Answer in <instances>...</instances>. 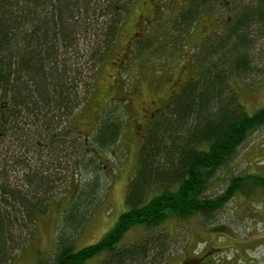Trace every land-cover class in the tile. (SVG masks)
<instances>
[{"label": "trees", "instance_id": "obj_1", "mask_svg": "<svg viewBox=\"0 0 264 264\" xmlns=\"http://www.w3.org/2000/svg\"><path fill=\"white\" fill-rule=\"evenodd\" d=\"M134 2L0 0L2 260L20 243L24 245L23 234L30 225L35 229L51 206L59 157L43 159L48 158L49 149L55 154L60 146L64 148V121L75 117L85 98L79 99L84 66L74 58L81 60L83 52L100 67L119 39ZM217 3L190 0L178 18L182 31H188L202 15L213 13ZM254 28L264 39V0L238 7L235 19L226 23L224 35L205 44L194 60L200 75L151 121L126 196L127 210L114 228L101 241L81 250L75 248L72 238L60 241L65 228L61 229L51 264H89L102 257L101 264H161L169 254L165 249L168 235L152 234L130 247H120L123 238L136 228L153 233L169 223L214 220L236 195L264 190V176L256 174L232 177L220 194L212 195L210 187L250 135L264 126V109L248 115L230 93V75L249 71L247 51L253 45ZM145 46L148 43H142L141 49ZM215 55L218 62L213 60ZM110 104L111 111L100 118L90 136L80 135L72 124V135L84 148L82 168L96 169L99 152L121 139L125 119L117 113L118 104ZM90 141L96 148L87 152ZM12 149L18 155H11ZM86 188L95 196L81 208L93 204L98 181L80 184L70 208L81 200ZM151 251L156 254L149 261Z\"/></svg>", "mask_w": 264, "mask_h": 264}, {"label": "rangeland", "instance_id": "obj_2", "mask_svg": "<svg viewBox=\"0 0 264 264\" xmlns=\"http://www.w3.org/2000/svg\"><path fill=\"white\" fill-rule=\"evenodd\" d=\"M189 1L157 0L160 7L155 16L149 12L151 7L146 5V0H137L129 5L120 37L100 67L83 52L81 60L75 56L73 61L84 66L79 99L85 98L75 117L64 121L67 133L64 148L60 146L55 154L49 149L48 158L43 159L46 162L54 155L59 157L55 165L59 169L54 168L58 176L53 184L51 206L36 228L30 225L23 234L24 245L19 242L20 246L10 251L9 257L3 260L0 257V264H51L61 229L65 228L60 241L72 238L75 248L81 250L101 241L127 210L126 196L138 170L142 141L150 125L142 109L147 107L152 113L155 106L151 102L170 101L193 82L200 75L194 60L203 53L205 44L213 42L217 36L222 37L226 23L235 19L238 7L253 0H218L213 13L202 15L183 32L178 18ZM148 12L152 21L144 23L141 14ZM252 31L255 34L250 36L253 45L247 51L249 71L230 75L229 80L230 93L248 115L264 109V39L257 36L255 28ZM142 43L149 46L141 49ZM215 56L213 60L218 62V55ZM140 93L141 99L134 105L137 115L133 119L142 124V128L135 130L130 115L131 101ZM110 103L118 104L117 113L125 119L121 139L111 149L99 152L96 169L82 168L80 159H83L84 148L72 135V124L80 135L90 136L100 118L111 111ZM90 142L87 152L96 148ZM9 153L18 155L13 149ZM248 174L264 176V126L250 135L229 167L212 180L211 194L222 193L232 177ZM95 181L99 182L97 198L84 207L87 212L81 205L95 196L87 188L81 200L70 208L80 184ZM160 233L168 235L165 249L169 250L161 264H264V190L249 196L236 195L211 221L193 218L166 224L153 233L133 229L123 238L120 247H130L147 236H161ZM155 254L156 251H151L149 261ZM102 258L89 264H101Z\"/></svg>", "mask_w": 264, "mask_h": 264}, {"label": "flooded vegetation", "instance_id": "obj_3", "mask_svg": "<svg viewBox=\"0 0 264 264\" xmlns=\"http://www.w3.org/2000/svg\"><path fill=\"white\" fill-rule=\"evenodd\" d=\"M137 1V0H136ZM136 3V2H135ZM146 5L147 6H150L151 7V9H150V13L152 12L155 16L157 15V8L159 9V7H160V3H158L157 2V0H146ZM149 12L148 13H142L141 14V19H144V23H145V20H147V23H149V22H151L152 21V18H150V17H148V15H149ZM158 17V16H157ZM153 95H154V93H153ZM141 96H142V93H140L139 95H137L132 101H131V104H132V106H133V110H131L132 111V113L130 112V115H131V117H132V125L134 124L135 126H133V128L135 129V130H137V128L139 129H141L142 128V124H140V123H138V122H136L133 118L137 115L136 114V110L134 109V105H135V103H136V101H138V100H140L141 99ZM175 96V95H174ZM173 96V97H174ZM169 102L170 101H166V102H162V101H156V102H151L152 103V105H154L155 106V110L152 112V113H150V111L147 109V107H144L143 109H142V111H143V114L145 115V116H147V119H148V121H149V124L151 123V121L153 120V118H155L156 116H158V115H160L161 113H163V111L166 109V107L168 106V104H169ZM139 126H141V127H139ZM150 126V125H149ZM147 133V132H146ZM145 133V134H146ZM145 136V135H144Z\"/></svg>", "mask_w": 264, "mask_h": 264}]
</instances>
